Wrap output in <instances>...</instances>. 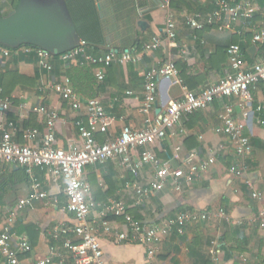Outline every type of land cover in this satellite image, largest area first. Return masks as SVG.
<instances>
[{
  "label": "crops",
  "instance_id": "crops-1",
  "mask_svg": "<svg viewBox=\"0 0 264 264\" xmlns=\"http://www.w3.org/2000/svg\"><path fill=\"white\" fill-rule=\"evenodd\" d=\"M20 1L0 0V18L15 10ZM144 2L146 5L138 9L135 19V34L139 35L140 48L126 50L138 53L141 59L135 64L114 63L106 71L105 84L97 80L95 67L82 66L78 62L54 60V68L48 72L41 68L35 55L19 53L8 58L0 55V107L5 98L11 100L6 116L19 126L16 139L20 144H39L38 139L25 140V131L37 129L44 134L46 130L47 116L31 110L38 105L58 113L55 129L58 147L67 150L80 144L76 121L82 119L88 126L86 108L74 111L55 92L40 89L42 84L52 80L60 82L68 78L84 100L100 98L103 101L108 115L115 118L109 134L97 135L98 141L104 143L108 138L119 136L126 125L134 129L144 128L145 116L140 108L144 77L151 68L172 61L179 70V78L160 80L159 98L152 113L158 117L171 101L182 98L187 91L200 92L206 84L218 82L227 70V49L231 45L241 46L247 65L264 63V42H254L255 35L264 31V0H254L256 14L252 20L239 22L232 30L225 31H219L216 26L194 31L185 25L188 15L212 11L214 0H168V4L166 0ZM98 7L101 8L99 2ZM170 19L177 24L175 42L165 41L160 49L144 52V44L154 36L163 35ZM141 21L145 23V29L139 27ZM251 95L249 103L239 98L217 100L209 108L187 116L183 120L187 130L185 135L169 134L155 147L161 162L169 163L174 169L182 168L185 173L189 172L188 167L173 159L178 146L181 147L182 159L191 152L198 153L195 164L211 156L216 158L209 172L182 192H176L169 180L162 192L139 202L135 191L127 188V184L136 179L122 168L118 160L85 169L84 178L90 184L97 204L103 206L112 199L122 200L128 214L136 220L154 225L181 212L209 215L206 220L188 223L184 235L172 233L164 239L156 257L149 260L143 245L115 243L117 234L128 230L124 218L108 217L106 220L112 230L107 233L101 225V209H94L88 220L101 238L109 264H264V230L256 221L264 208V126L259 125L257 113L258 107L264 106V84L251 88ZM226 105L232 106L235 119L246 121V134L251 139L253 151L245 158H238L229 138L216 131L222 124L220 116ZM234 164L245 169L242 176L230 173L229 169ZM155 173V168L146 166L137 180L146 185ZM34 177L42 184V190L48 197L18 214L14 226L16 239H27L33 248L31 253L20 255L24 264H36L50 255L52 247L62 250V241L52 239L54 229L63 224H76L74 216L66 210L63 185L55 181L47 170L35 169ZM31 187V177L22 166L6 164L0 167V213L15 209L19 200L32 193ZM253 191L260 192L263 200H255ZM213 242H217L221 250L217 262L210 253ZM0 264H5L1 254Z\"/></svg>",
  "mask_w": 264,
  "mask_h": 264
},
{
  "label": "built area",
  "instance_id": "built-area-1",
  "mask_svg": "<svg viewBox=\"0 0 264 264\" xmlns=\"http://www.w3.org/2000/svg\"><path fill=\"white\" fill-rule=\"evenodd\" d=\"M166 0V4H168ZM215 8L208 13L188 15L185 25L200 31L207 27L216 26L219 31L232 30L234 25L247 23L256 14L254 0H214ZM177 39V24L170 19L163 35L152 37L143 46L144 52H153L160 49L165 41L175 42ZM254 42H264V31L255 35ZM19 53L34 54L42 69L53 70L54 55L37 47L22 46L8 48L0 45V55L11 57ZM228 67L225 75L216 83H208L200 92L187 91L182 98L173 100L158 117L152 116L158 98L161 79L179 78V70L172 61L165 62L148 70L144 77L142 91L141 114L145 116V125L142 129L124 126L119 136L108 138L104 143L97 139L98 134H109L110 126L115 118L108 115L103 101L100 98L83 99L72 87L68 78L57 82L52 80L42 84L43 91L51 90L68 102L74 111L86 108L88 126L82 119L76 121L79 128L80 144L65 150L57 145L56 123L58 113L44 105L34 106L33 113L46 115L47 123L44 134L37 129L24 132L27 141L39 140V144L30 146L20 144L16 139L19 126L8 120L7 114L11 108V100L5 98L0 107V167L6 164L22 166L32 180V193L19 200L15 209L5 214L0 213V254L5 264H24L20 260L21 254L31 253L33 248L30 242L21 238L16 239L14 226L18 214L39 200L46 199L48 194L42 190V184L34 177V170H47L55 181L64 187L67 198L66 210L74 216L76 224H63L56 227L52 233L53 241H62V250L52 247L50 255L39 260L36 264H109L105 257L101 238L89 223V217L94 209L100 208V217L105 232L111 233V226L106 220L108 217H122L128 230L118 233L115 239L117 245L125 243L140 244L147 250V257L153 260L160 250L164 239L176 232L184 235L187 224L209 218L207 213H178L161 224H148L136 220L127 212L124 201L112 199L108 204L100 206L92 196L91 186L84 178L85 169L91 165L105 164L110 160H118L122 168L136 179L127 184V188L135 191L139 202L150 195L162 192L169 180L176 192H182L197 178L207 174L215 164L216 158L195 164L198 153L191 152L185 159L181 158V147L175 149L173 159L181 161L188 167L185 173L182 168L174 169L169 163H163L155 152V147L169 134L185 135L187 133L183 120L196 112L203 111L217 100L239 98L245 103L252 101L251 88L264 84V63L247 65L242 54V48L233 44L227 49ZM63 63L78 62L82 66L96 68V78L105 84L106 71L114 63L121 65L137 63L141 56L129 51L91 53L87 42L80 39L78 45L59 55ZM133 95L132 92L128 93ZM1 95V90H0ZM232 106L226 105L220 116L221 126L217 133L225 135L232 142L235 155L245 158L253 151L250 137L246 134V121H239L233 116ZM258 123L264 126V106L257 109ZM146 166L155 168L156 173L152 181L146 185L140 183L139 178ZM234 176L240 177L245 169L234 164L229 169ZM252 197L262 201L260 192L253 191ZM256 221L264 230V208L259 212ZM221 250L217 242H213L210 253L215 262L219 260Z\"/></svg>",
  "mask_w": 264,
  "mask_h": 264
},
{
  "label": "water",
  "instance_id": "water-1",
  "mask_svg": "<svg viewBox=\"0 0 264 264\" xmlns=\"http://www.w3.org/2000/svg\"><path fill=\"white\" fill-rule=\"evenodd\" d=\"M138 25L145 29L144 22ZM79 40L65 0H21L0 18V45L5 47L33 46L59 56L74 49Z\"/></svg>",
  "mask_w": 264,
  "mask_h": 264
},
{
  "label": "trees",
  "instance_id": "trees-1",
  "mask_svg": "<svg viewBox=\"0 0 264 264\" xmlns=\"http://www.w3.org/2000/svg\"><path fill=\"white\" fill-rule=\"evenodd\" d=\"M66 3L79 37L87 42L89 52L114 50L120 53L132 47L140 48L135 19L138 9L146 5L144 0H66ZM54 60L60 61L59 56Z\"/></svg>",
  "mask_w": 264,
  "mask_h": 264
}]
</instances>
